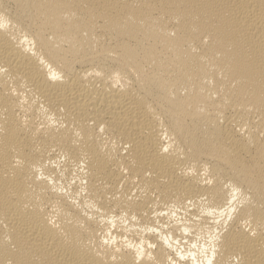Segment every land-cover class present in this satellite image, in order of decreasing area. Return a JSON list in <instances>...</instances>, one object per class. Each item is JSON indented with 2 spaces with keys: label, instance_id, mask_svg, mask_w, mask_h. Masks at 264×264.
I'll list each match as a JSON object with an SVG mask.
<instances>
[{
  "label": "bare ground",
  "instance_id": "obj_1",
  "mask_svg": "<svg viewBox=\"0 0 264 264\" xmlns=\"http://www.w3.org/2000/svg\"><path fill=\"white\" fill-rule=\"evenodd\" d=\"M0 264H264V0H0Z\"/></svg>",
  "mask_w": 264,
  "mask_h": 264
}]
</instances>
